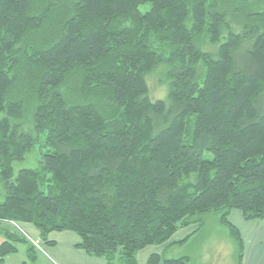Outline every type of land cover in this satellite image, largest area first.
<instances>
[{
    "label": "trees",
    "instance_id": "obj_1",
    "mask_svg": "<svg viewBox=\"0 0 264 264\" xmlns=\"http://www.w3.org/2000/svg\"><path fill=\"white\" fill-rule=\"evenodd\" d=\"M0 114L1 263L35 257L17 223L136 264L213 212L239 261L229 213L264 224V0H0Z\"/></svg>",
    "mask_w": 264,
    "mask_h": 264
},
{
    "label": "crops",
    "instance_id": "obj_2",
    "mask_svg": "<svg viewBox=\"0 0 264 264\" xmlns=\"http://www.w3.org/2000/svg\"><path fill=\"white\" fill-rule=\"evenodd\" d=\"M216 220L220 223L218 216ZM228 221L236 227L243 242L242 257L238 261L237 245L230 234L235 246L234 264H264V224L258 220H244L242 214L237 210H232L229 213ZM202 226L195 232L196 226L182 227L168 241L141 249L136 255V264H147L149 256L153 253L160 255L161 258L186 256L187 261L185 264H192V253L185 248L194 239ZM222 226L224 225L222 224ZM23 227L28 235L30 234L34 239L39 238V232L33 225L23 224ZM47 238L52 241V244L46 246L49 247L51 257L54 258L57 264H106L103 258L89 256L78 248L76 245L80 239L73 232H51ZM182 240L183 242H180Z\"/></svg>",
    "mask_w": 264,
    "mask_h": 264
},
{
    "label": "rangeland",
    "instance_id": "obj_3",
    "mask_svg": "<svg viewBox=\"0 0 264 264\" xmlns=\"http://www.w3.org/2000/svg\"><path fill=\"white\" fill-rule=\"evenodd\" d=\"M140 9L143 10L144 7H140ZM159 74L160 68H157L147 77L149 96L152 99H164L166 96V85L159 82ZM1 116L0 114V118ZM42 152L43 149L38 142L27 152L23 160L14 162V171L16 172L21 168H39ZM204 156L210 158L209 153H205ZM217 216L218 214L215 212L202 215V228L185 248L192 253V264H234L235 246L233 240L228 228L218 223ZM23 224L25 223H17L14 226L24 230ZM0 227L4 228L3 224L0 223ZM24 232L27 235L25 238L35 248L34 259L28 257L27 244L20 243L17 245V252L7 255L4 262H0V264H57L51 257V251L46 244L39 238L34 239L25 230ZM4 239L0 233V243ZM34 243H37L39 247Z\"/></svg>",
    "mask_w": 264,
    "mask_h": 264
},
{
    "label": "built area",
    "instance_id": "obj_4",
    "mask_svg": "<svg viewBox=\"0 0 264 264\" xmlns=\"http://www.w3.org/2000/svg\"><path fill=\"white\" fill-rule=\"evenodd\" d=\"M22 232H24V230H22L21 228H19ZM25 233V232H24ZM26 234V233H25ZM27 236V235H26ZM36 246H38L37 245V243H34ZM39 247V246H38Z\"/></svg>",
    "mask_w": 264,
    "mask_h": 264
}]
</instances>
